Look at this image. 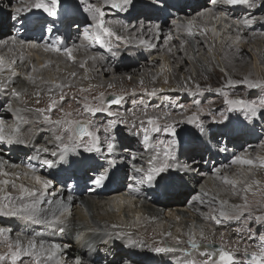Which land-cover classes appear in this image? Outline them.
I'll list each match as a JSON object with an SVG mask.
<instances>
[{
	"label": "bare ground",
	"instance_id": "6f19581e",
	"mask_svg": "<svg viewBox=\"0 0 264 264\" xmlns=\"http://www.w3.org/2000/svg\"><path fill=\"white\" fill-rule=\"evenodd\" d=\"M258 1L261 2L252 0L253 6L249 7L228 5L224 0H210L209 3L201 0H160L158 8L150 5L137 14L132 9L122 13L109 11L110 4H106L105 0H73L76 6L58 0L56 14L49 16L43 9L32 7L30 11L27 10L36 0H0L2 10L6 5L10 9L11 6L15 7L11 12L14 19L10 20L5 11L0 10V57L7 60L15 57L17 61L15 65L11 61L0 63V120L4 122L6 134L19 129L18 138L23 141L12 145L0 142V171L8 174L0 176V180L6 179L17 186L23 184L36 190L40 189L36 176L52 180L56 195L46 199L54 203L41 205L40 218L52 219L55 213L63 221L58 227L64 228L60 232L49 228L46 223L0 216V227L10 229L11 239L19 238L25 246L31 237L45 244H60L63 247L59 256L63 264H72L77 258L88 261L82 264H189L192 260L201 264L206 259L201 255L203 252H214L218 261L219 250L208 248L209 245L222 246L225 251L243 261L245 250L250 253L260 247L261 241L257 242L254 237H264V222L248 218V212L253 216L264 215V138L258 143L262 128L256 123L264 121L263 116H258L253 123L249 122L243 128L240 127L245 124H237L238 136H234L232 130H227L232 135H229V140L226 135L221 139V134L219 138L211 136L209 141L212 140L211 145L214 148L217 146L219 152L215 153L213 149L202 145L190 149L181 147L184 141L182 127L190 117H195L200 123L199 127H203V131L200 129V132L191 135L208 136L210 130L215 134L219 131L217 128L229 129L230 122L227 119L222 125H210L205 122L207 117L220 118L218 111H242L238 108L229 110L228 100L237 96L256 105L258 98L264 100V14H258L264 8L256 5ZM44 2L51 5V0ZM89 4L102 8L104 12L108 10L104 16L106 26L113 29L121 40L115 36L103 37L104 46L101 47V40L95 35V21L87 10ZM164 6L166 11L161 10ZM18 8L21 9L19 14L16 11ZM248 9L245 16L241 14ZM29 14L41 17L29 21L26 18ZM65 15L66 19L62 17ZM60 18L66 24V30L62 32L66 35L62 37L52 32L49 43L58 39L60 42L65 38L66 42L58 47L49 43L40 44V37L47 35L49 25ZM172 18L176 20L174 25H170ZM244 20H253L254 23L250 27L245 26ZM72 23L75 25L72 29L80 26L75 33L69 32ZM156 24L160 25L159 32L155 30ZM189 26L192 35L189 34ZM10 36H15L21 42L4 41ZM33 59L37 64L32 62ZM249 81L261 87L249 88ZM22 84L25 89L20 86ZM17 92L20 96L14 97ZM131 92H148L145 95L149 103L143 108L147 101L144 97L141 102L133 104L130 110L128 104L124 105L126 101L123 104L109 102L111 97L117 98L113 94H121L125 99ZM188 95L195 102L203 104H199L201 108L197 109L201 111L200 115L193 108L190 115L186 114L188 108L177 102L178 97L184 101ZM75 98L78 99L76 104ZM156 98L159 101H155ZM105 99L106 106L112 108L109 111L115 113L116 118L132 111L133 117L140 119L139 125H135L141 139L138 143L146 148L147 154L135 148L136 142H133L134 147L128 149L131 158L129 155L120 156L121 159L113 156L118 164L108 160L107 153L117 155L119 151H126H115V144L122 143L123 147L130 136L129 132L122 129L125 124L110 132L105 131L109 120L93 115L103 116L107 112L92 114L86 110L85 105L99 107ZM53 101L56 102L55 107L46 111ZM256 111H264V106L258 107ZM11 112L12 122L6 120ZM45 115L51 116L53 121H94L90 131L98 129L96 135L100 140V152L87 154L83 148H77L62 159L60 141L56 136L64 135V142L69 143L67 134L61 126L46 123ZM122 118L132 120V125L137 123L131 118ZM149 119H155L163 128L173 125L175 137L168 132L164 136L161 132L151 131L152 126L147 123ZM7 122L10 124L7 125ZM100 123H104L103 126H98ZM145 128L149 130L147 145L143 140ZM154 135L165 143H158ZM172 139L177 142L174 149L176 158L181 156V152L193 157L206 154L211 156L210 166L214 162L216 166L201 167L202 159L194 158L201 164L191 168V173L195 174L193 176L190 175V169L184 167L187 160H178L183 167L182 175L189 174L192 184L186 182L188 177L184 174L183 180L177 181L167 190L159 188L157 184L149 185L142 173L130 171L132 165L140 167V164L146 171L150 167V163L145 164L146 158L151 156L152 160L156 152L161 153L162 160L160 147L166 146ZM185 140L189 143L192 141ZM197 140L199 138L194 141ZM221 142L226 144L222 146ZM109 143L114 145L111 152L107 147ZM157 144L161 146L156 148ZM227 145L231 147L227 148ZM45 148L48 151H43ZM230 148H233L231 153ZM54 151L55 156L52 155ZM243 152L245 154L241 156ZM240 158L253 163L247 165L236 162ZM45 161H51L53 166L49 168ZM169 163L175 164V161ZM99 165L101 167L96 169ZM90 168H94L92 173L95 177H107L105 184L99 186L101 188L98 190L95 184H89L90 180L95 179L94 175L93 178H87ZM196 169H199L197 173L194 171ZM129 172L132 181L128 190L126 188L119 192L121 188L117 186L118 181L128 176ZM223 177L241 181L235 190L238 194H234L231 186L223 183ZM77 182L80 191L84 190V184L89 185L86 196L75 194L73 187ZM199 182H203V191L198 190ZM249 184L258 193L256 196L248 194L250 209L244 212L240 220L216 223L214 217L219 218L220 201H227L226 207L229 209L234 205H243L241 202L244 203L245 193L241 189ZM191 185L198 193L189 201L193 192L189 189ZM7 191L13 197L20 195L11 183ZM197 196L201 200H197ZM177 198L180 201L173 202ZM184 198H188V204L178 207ZM61 202L68 209L63 216L59 215L62 211ZM173 203L177 207L171 206ZM254 231L258 233L257 236ZM193 233L198 249H192L189 243ZM178 240L180 243H177ZM133 241L136 243L133 244ZM157 247L172 251L156 253L154 249ZM7 253V247L0 244V254ZM28 259L23 258L24 264H27Z\"/></svg>",
	"mask_w": 264,
	"mask_h": 264
},
{
	"label": "snow or ice",
	"instance_id": "6c2138e0",
	"mask_svg": "<svg viewBox=\"0 0 264 264\" xmlns=\"http://www.w3.org/2000/svg\"><path fill=\"white\" fill-rule=\"evenodd\" d=\"M160 2V0H151V5H156ZM106 4H110L112 8L118 9L121 12H128L129 9L135 11L139 5L136 3V0H105ZM224 3L232 6H242L247 5L252 7V0H224ZM58 4V0H51V6L46 4L44 0H36L34 5L29 6L27 10H31L32 7L36 9H43L45 12L48 13L49 16H54L55 7ZM87 10L91 12L92 19L95 21V35L97 39L101 40V47L104 46L103 44V37H113L117 40H121L122 38L117 35L113 29L106 26V22L104 20L105 12L100 7H96L94 4H89ZM17 14L21 12V9H17ZM245 26H251L254 21L253 20H244L243 21ZM160 25H155V30L159 32ZM189 34L192 35L191 26H189ZM59 51V49H55ZM69 56L71 55V49L68 50ZM2 63V61H0ZM29 79H31L29 77ZM231 84L232 82L229 81ZM249 88H257L261 87V85L253 82H247ZM57 87H62L61 85H57ZM154 94V93H153ZM17 97L20 96V93H15ZM123 97L115 98L111 101L113 104H119ZM61 100H63V95H61ZM55 101H53L50 108L46 111H51L52 108L55 107ZM227 103L229 104V110L240 109L242 111H250L253 115L256 113L258 105L251 104L246 102L243 99L239 100H228ZM86 110L89 113L96 114L101 112H107L109 116L116 115L109 111L107 107L103 104L99 107H90L85 105ZM70 115V114H69ZM18 119L20 117L18 116ZM227 120L226 116H222L220 120H217L216 123H223ZM44 121L49 124H54L57 126H61L64 133L67 134V140L69 143H65V136L64 135H57L56 139L60 141V155L63 159L64 156L69 153L75 151L79 147H83L87 152H100V140L99 137L96 135V131H90V125L82 123L80 121H60L56 120L53 121L51 116L45 115ZM196 118L193 117L189 119L188 123H194ZM118 121L112 120L107 127L105 128L106 132L112 131ZM143 124V122H141ZM149 125H151V131L159 132L161 131V127L159 126L158 122L155 119H149L147 121ZM145 135L143 137L144 143L147 145L149 142V135L148 129H143ZM201 130L203 131V127L201 126ZM163 131L170 133L173 137L176 135V130L173 125H166L163 128ZM19 129H13L11 134H6L4 122L0 120V142L6 143L8 145L23 143L18 138ZM87 138V140H85ZM83 141V143H81ZM164 144V141L160 142ZM177 142L175 139H172L167 142L165 149L163 151V159L161 160V153L156 152L153 156L152 160L149 162L150 167L145 171L141 168H135V171L138 173L143 174V179H146L149 185L157 184L159 188L167 190V188L177 181L183 180V177L179 175V172L182 171L179 167V162L173 164L169 163V161H175V146ZM108 151L111 152L113 150L114 145L112 143L108 144ZM43 151H48L47 148L43 149ZM52 155L55 156L56 152H52ZM134 159V158H133ZM238 163L252 165L251 160H245L243 158L238 159L236 161ZM49 168L53 166L51 161L44 162ZM176 169V174L170 175L168 173L171 170ZM6 172L0 171V176H7ZM105 175H100L98 178L94 179V184L96 186H102L104 181L106 180ZM36 182L40 185V189H30L23 184L17 186L14 182H10L8 180H0V216L2 217H10V218H20L31 221L33 223H46L49 228L56 229L60 232L64 231L62 226L58 227L59 225L63 224V221L53 213L52 219H41L40 213L42 212L41 205L42 204H53L54 201L51 199H46L49 196H55L56 190L53 185L52 180L49 179H42L39 176L35 177ZM223 183L226 185L231 186L234 190V194H238L235 192L238 185L241 181L235 179H229L228 177H223ZM143 182V181H141ZM11 183L13 188H17L20 195L13 197L11 192L7 191L8 185ZM256 184L258 185L259 182L257 181ZM52 190L51 192L49 190ZM245 195L243 196V205L240 206H232L230 209L227 208V201H220V210H219V218L214 217L216 219V223H222L223 221H232V220H240L241 216L244 215V212L250 209L249 204V196L258 195L257 192L253 191V186L251 184L247 185L243 189H241ZM205 196L208 195L207 192L204 193ZM71 199V197H69ZM197 200H201L200 196L196 197ZM215 199V197H213ZM62 211L60 212V216H63L67 213V205H63L61 202ZM248 218L254 219L257 222H264V215L253 216V214L249 211ZM171 235V233H169ZM201 237L203 238V233H201ZM135 244L136 242H132ZM177 243H180L178 240ZM189 243L192 249H198L199 245L196 242L195 234H191L189 237ZM0 244L4 245L8 249L7 255L0 254V264H24L23 258L28 257L27 264H63L62 258L59 256V253L62 251V245L52 243V244H45L44 242L38 241L36 238L31 237L27 240V246L23 244V242L17 238L16 240L11 239L10 229L0 227ZM156 253H164L168 251H172V249H167L163 247H157L154 249ZM190 255V254H189ZM202 256L206 257L201 264H264V237L261 238V246L258 247L255 251L248 252L245 250L243 261L237 259L235 255L229 251H225L224 248L219 249V258L218 261L215 259L214 252H203L201 253ZM76 264H81L79 258L76 259ZM189 264H197L195 260L189 262Z\"/></svg>",
	"mask_w": 264,
	"mask_h": 264
},
{
	"label": "rangeland",
	"instance_id": "374dc122",
	"mask_svg": "<svg viewBox=\"0 0 264 264\" xmlns=\"http://www.w3.org/2000/svg\"><path fill=\"white\" fill-rule=\"evenodd\" d=\"M62 3H63V1H66V3L68 4V5H75L76 6V4H73L72 3V1L73 0H60ZM201 1H203L204 3H209L210 2V0H201ZM79 2H80V0H79ZM136 3H138L139 4V7L135 10V12H137V14L139 13L140 14V12H142L141 10H146L147 8H148V6H150L151 4V0H137L136 1ZM256 3V5H258L259 7H261V8H264V0H261V2L260 1H258V2H255ZM262 3V4H261ZM61 4V3H60ZM220 4H222V3H220ZM173 5V4H172ZM51 6V5H50ZM156 6H157V4H156ZM155 6V7H156ZM15 7L14 6H11V9H10V7H8L7 5L6 6H4L3 7V10L0 8V10L1 11H5V13H6V16L8 15L9 16V20L10 19H14L12 16H14V14L13 13H11V12H13ZM157 8H158V6H157ZM109 9V11L110 10H114V11H119L118 9H115V8H112L111 6L108 8ZM166 9V6H164V8L163 9H161V10H164V11H166L165 10ZM106 11H108L107 9H106ZM105 11V12H106ZM157 11H160V10H157ZM119 12H121V11H119ZM249 12V9L248 10H246V11H244L243 13H241V14H244V16H245V14L246 13H248ZM122 13V12H121ZM12 14V15H11ZM136 14V15H137ZM258 14L259 15H263L264 14V9L262 10V11H259L258 12ZM30 15V14H29ZM170 17V16H169ZM142 17H141V15H140V17H139V19H141ZM263 18V17H262ZM173 20V21H172ZM172 20L170 21V25H174V24H176L175 23V21L176 20H174L173 18H172ZM134 21V20H133ZM9 22V21H8ZM11 22V21H10ZM9 22V23H10ZM142 22V21H141ZM11 23H14V21L13 22H11ZM86 24H88V23H86ZM75 25H74V23H72L71 25H70V27H69V32H72V31H76V28H74V29H72V27H74ZM175 27H177V25H175ZM72 33H75V32H72ZM1 61V60H0ZM34 64H37V61H35L34 59H33V61H32ZM9 68V67H8ZM23 89H25L26 87H24V85L22 84V85H20ZM130 87H127V89H129ZM4 91V90H3ZM148 92H141V93H137V92H131V93H129V94H127L126 95V98L125 99H122L121 100V102L120 103H122L123 104V102L124 101H126L125 103H124V105H127L128 104V108L130 109V110H132V105L133 104H137V103H139V102H141V100L144 98V97H146V95L145 94H147ZM151 93V92H150ZM113 95H115V96H117V98L118 97H123L121 94H113ZM143 95V96H142ZM171 96V95H170ZM14 97H16V95L14 96ZM116 98V97H115ZM145 99H147V101H148V98L146 97ZM239 99H243L244 100V98H240V97H234L232 100H239ZM77 98H75V100H74V104H76L77 103ZM15 101V100H14ZM105 101H106V99L105 100H103V102H101V105L103 104L105 107H107L109 110H111L112 108H109L108 106H106L107 104L105 103ZM144 101L145 100H143V102H142V105L144 104ZM145 102V105H143V108L149 103V101L148 102ZM155 101H159L157 98L155 99ZM161 101V100H160ZM177 102L178 103H183V105L185 106V107H187L188 109H187V111H185V113L186 114H188V115H190L191 114V110H192V108L197 112V114L198 115H200V113L199 112H201V111H197V109L198 108H201V106L203 105V104H201V103H199V102H195L194 101V99H191V95H188L187 96V98L184 100V101H182V99H180V97H178V100H177ZM201 106H200V105ZM257 104L259 105L258 107H263L264 106V100H262L261 101V98H258V100H257ZM69 111V110H68ZM208 111H210V112H212L210 109H208ZM207 111V112H208ZM131 112L132 111H129L127 114H122L121 115V117H118V118H116V116L114 115V117H111V116H109L108 115V113L106 114V115H101V114H97L96 116L95 115H93L94 117H101L103 120H109V121H107L108 123H110L111 122V119L113 118V119H116L117 121H118V123H117V125H116V129L117 128H119V126H123V124H125L124 126H123V130L125 131V132H129V138H128V140L129 141H126L125 142V146H121V144L120 143H118V144H115V151H118V149H121V150H126L125 152H123V153H121L120 151V153L118 152V154L117 155H112V154H109V153H107V158H108V160L109 161H111V162H113V163H115V164H118V161L117 160H115V158H113V156H117L118 158L121 156H123V155H125V156H128L129 155V151H128V149L130 150L132 147H134V144H133V142H136L135 144H136V146H135V148H137L139 151H143V153H145V154H147L148 152L145 150L146 148L145 147H143V145L141 146V144L140 143H138L139 142V140H141L138 136H139V134H138V132H136L137 130H138V128H137V126H135V125H139L138 123H139V121H140V119L139 118H137V117H133V114H131ZM219 113H220V116L222 117V116H226L227 117V119L229 120V129H223L222 127L221 128H217V130H219V131H217V133H213V131L211 132V130L209 131V135L208 136H201V137H196L197 135H191V134H193V133H195L196 134V132L198 133V132H200V125H198V124H200L198 121H195L194 123H188V121H187V123L186 124H184V126L182 127V130H183V138H184V141H185V143H184V141H183V143H181L182 145H181V147L183 146V147H187V149H190V148H193V147H195V146H198V145H202V146H205V148H208V149H213V151L215 152V151H217V152H219L218 151V148H217V146H215V148H214V146H212L211 145V141H209L210 140V137L211 136H215V137H218L219 138V135L221 134V137H220V139L224 136V135H226V138L229 140V138H230V136L232 137V135H230L228 132H226L227 130H232V134L233 133H235L234 134V136H238L240 133H238L239 132V129H237L236 127H238V126H236L237 124H241V123H243V124H241V125H244V126H241L240 128H243V127H246V126H248L247 124L249 123V122H251V123H253L254 121V119H256L258 116H263L262 118L264 119V111H256V113L253 115L250 111H218ZM197 114H195L194 116H196ZM222 114V115H221ZM109 116V117H108ZM122 117H128V118H131V119H133V120H135V121H137V123H135V124H133L132 125V120H129V121H127L126 119H124V118H122ZM198 117V116H197ZM221 117L220 118H209V117H207L206 119H205V122L207 123H209L210 125H222L223 123H225V121L223 122V123H216V121L217 120H220L221 119ZM253 117V118H252ZM111 118V119H110ZM192 117H190L189 119H191ZM12 119H13V115H12V112L10 113V115H9V117L8 118H6V120L7 121H11L12 122ZM259 119H261V118H259ZM262 119V120H263ZM197 120V119H196ZM256 121V120H255ZM82 123H85V124H88V125H94L95 124V122L94 121H92V122H84V121H81ZM262 122H264V121H261V123H259V122H256L257 123V125H259V127L260 128H262V129H260L259 131H260V133H259V135H260V138H259V142L258 143H260L261 142V140L264 138V125H262L261 126V124H262ZM10 124V122H7V125H9ZM103 124L104 123H100V124H98V126H103ZM128 125V126H127ZM160 126V125H159ZM161 127V126H160ZM236 128V129H235ZM161 131H159V132H161V133H163L164 134V136L166 135V132L165 131H163V127H161ZM238 130V131H237ZM186 134H189V135H186ZM230 135V136H229ZM133 138H135L136 140H134ZM139 138V139H138ZM195 138H199V141L197 140V142L196 141H194L195 140ZM87 139V138H86ZM154 139L155 140H158V143H160V141H159V139L158 138H156L155 137V135H154ZM185 139H191L192 141L189 143L188 141H186ZM200 139H201V141H200ZM224 139V138H223ZM224 142H226V141H224ZM224 142H221L220 143V145H224V144H226V143H224ZM116 143H117V141H116ZM218 143V142H217ZM207 144H208V146H207ZM219 144V143H218ZM158 145H160V144H157L156 145V148H157V146ZM185 145V146H184ZM230 145H231V143H230ZM161 146V145H160ZM227 148L228 147H231V146H226ZM79 148H83V147H79ZM141 149V150H140ZM164 149H165V146H163V147H160V150H161V152H163L164 151ZM231 149V151H229L230 153L231 152H233V148H230ZM83 150H84V148H83ZM114 151V152H115ZM156 151H158V150H156ZM206 151H207V149H206ZM176 152H177V150H176ZM87 154H92L93 152H86ZM216 153V152H215ZM245 153L243 152V153H241V156L242 155H244ZM178 155V154H177ZM181 156H179L178 158H176V160H175V163H177V162H179V167L181 168V169H183V167L181 166V164H180V161H178V160H184V162L187 160L188 162H193V160H194V158H201L202 159V164H201V167H205L206 166V163H204V162H206V157H207V155L206 154H202V155H198V157H193L192 155H189V156H187V155H185L184 153H182L181 152V154H180ZM130 156V158H131V155H129ZM128 156V157H129ZM216 156V155H215ZM218 156V155H217ZM105 157V158H106ZM121 157L119 158V159H121ZM151 156H149V158L147 159L146 158V163L145 164H149V161L151 160V158H150ZM97 158H100V157H97ZM114 160H115V162H114ZM216 161V160H215ZM119 163H120V161H119ZM183 163V162H182ZM259 164H261V162H258ZM142 165L143 164H140L139 166L140 167H136V166H134V165H132L131 166V168H129L130 169V171L132 170H134V172H136L135 171V168H143L142 167ZM216 166V162H214L213 164H211V166H210V163H209V167L211 168V167H215ZM101 167V165H99V166H97L96 167V169H99ZM210 168H208L209 170H210ZM92 169H94V168H90V169H88V172H87V178H93V175H94V177H95V174L94 173H92ZM186 169V168H185ZM208 169H206V170H208ZM131 171V172H132ZM176 172H177V170L176 169H173V170H171V172L169 173L170 175H173V174H176ZM182 172H184L183 170L182 171H180L179 172V175L180 176H182L183 177V175L185 174H183L182 175ZM193 174V176L195 175L194 173H191L190 175H192ZM190 175L189 174H185V176H187L188 178H186V179H188V180H186V182L188 183H190L191 181H190ZM95 178H97V177H95ZM74 180H75V178H74ZM74 180L72 181L73 183H76V182H74ZM133 180H137V178H133ZM131 176H130V172H129V175L128 176H125V177H123L122 178V180H120V181H118V184H117V186H119L121 189L119 190V192L120 191H124V190H126V188L130 185V183H131ZM139 181V180H138ZM67 182H69V181H67ZM93 182V179L92 180H90V183L89 184H94V183H92ZM71 183V182H70ZM69 183V184H70ZM105 184V183H104ZM133 184L136 186V184L133 182ZM190 184H192V183H190ZM198 190H204V186H203V182H199L198 184ZM64 186L66 187L67 185H65V183H64ZM88 184L86 185V184H84L83 186H82V188H84V190L83 191H80L79 189H80V187L78 186V182H77V184L73 187V189H74V191H75V194H78V195H85L86 194V189L88 188ZM91 186V185H90ZM143 186H144V184H143ZM143 186H141V187H143ZM65 187H63V188H65ZM68 187V186H67ZM170 187V186H169ZM95 188L98 190L99 188H101V187H98V186H96L95 185ZM189 189H191L193 192L191 193V195L189 196V201L194 197V195L196 194V193H198V190L197 191H194V188H193V186L191 185V186H189ZM10 190H14V189H10ZM127 190H128V188H127ZM142 191V190H141ZM100 192H102V191H100ZM114 192H118V191H114ZM86 196V195H85ZM193 196V197H192ZM163 198V197H162ZM180 201V199H176V200H174L173 202H179ZM188 198H184L183 199V203H182V205H180V206H178V207H185L187 204H188ZM242 204H243V202H241ZM174 204H176V203H173V205H171V206H173V207H177V205H174ZM255 232V235L257 236V232L256 231H254ZM251 239H252V237H250ZM254 240H257V242L258 241H261V238H258V237H254ZM219 246V245H218ZM208 247V246H207ZM219 247H222V246H219ZM209 248V247H208ZM172 256H174V257H176L175 255H172ZM245 258V257H244ZM80 261H81V264L82 263H84V261L86 262V263H88V261H86V260H84V259H80Z\"/></svg>",
	"mask_w": 264,
	"mask_h": 264
},
{
	"label": "water",
	"instance_id": "95a60500",
	"mask_svg": "<svg viewBox=\"0 0 264 264\" xmlns=\"http://www.w3.org/2000/svg\"><path fill=\"white\" fill-rule=\"evenodd\" d=\"M113 99H115V97H111L109 99V102H111ZM208 247L211 248V249H213V250H219L220 249V247L219 246H216V245H209Z\"/></svg>",
	"mask_w": 264,
	"mask_h": 264
},
{
	"label": "trees",
	"instance_id": "16d2710c",
	"mask_svg": "<svg viewBox=\"0 0 264 264\" xmlns=\"http://www.w3.org/2000/svg\"><path fill=\"white\" fill-rule=\"evenodd\" d=\"M7 17H9L8 15H7ZM126 144H124L123 146H125Z\"/></svg>",
	"mask_w": 264,
	"mask_h": 264
}]
</instances>
